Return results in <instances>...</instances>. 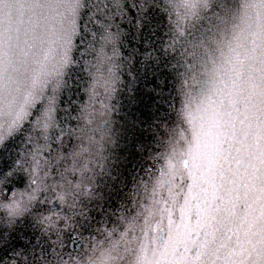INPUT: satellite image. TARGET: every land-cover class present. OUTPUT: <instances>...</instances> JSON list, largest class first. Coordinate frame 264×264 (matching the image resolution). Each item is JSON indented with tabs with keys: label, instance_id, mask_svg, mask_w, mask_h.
I'll return each mask as SVG.
<instances>
[{
	"label": "snow or ice",
	"instance_id": "1",
	"mask_svg": "<svg viewBox=\"0 0 264 264\" xmlns=\"http://www.w3.org/2000/svg\"><path fill=\"white\" fill-rule=\"evenodd\" d=\"M0 264H264V0H0Z\"/></svg>",
	"mask_w": 264,
	"mask_h": 264
}]
</instances>
